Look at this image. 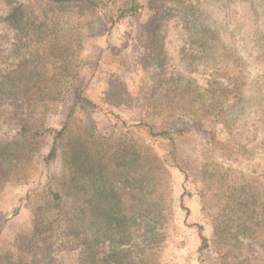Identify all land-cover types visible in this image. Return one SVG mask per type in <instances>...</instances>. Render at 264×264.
<instances>
[{"label": "rangeland", "instance_id": "rangeland-1", "mask_svg": "<svg viewBox=\"0 0 264 264\" xmlns=\"http://www.w3.org/2000/svg\"><path fill=\"white\" fill-rule=\"evenodd\" d=\"M137 1L0 0V264H264V0Z\"/></svg>", "mask_w": 264, "mask_h": 264}, {"label": "trees", "instance_id": "trees-1", "mask_svg": "<svg viewBox=\"0 0 264 264\" xmlns=\"http://www.w3.org/2000/svg\"><path fill=\"white\" fill-rule=\"evenodd\" d=\"M49 1H52V2H67V1H75V0H49ZM139 6H140V4L138 3L137 0H127L125 6L120 9V14H121V16H125L126 14L133 15L137 11ZM139 125L141 126L142 123H140ZM143 125L147 126L146 124H143ZM149 132H150V135L153 136V137L162 135V136H165L167 138L173 139V133H171L169 131L157 132V131L152 130V128L150 127L149 128ZM61 133H62V131H60L58 133V135H60ZM54 152H55V147L53 146V148H52V150H51V152L49 154V157H51L54 154ZM72 153L73 154L70 155V157H69V162H76L77 163V161L80 160L79 151L77 149H74L72 151ZM83 153H84V157H82V159H81V166L80 165L77 166V172H78V168L79 167H81L82 170L84 172H86V174H90V172H96L97 171L96 167L91 165V163L92 164H100V165L102 164V160L101 159H97V163H94V161H93V160H95L94 158H96V155H97L96 150L85 148L83 150ZM27 154H29V152L28 153L27 152L26 153H22L21 155H23L25 157V156H28ZM20 156H19V158H15V159L20 160L21 159ZM85 164L89 165L90 167L88 169H86V166H84ZM76 174L77 173L75 171L74 176L71 177L72 180L75 179ZM48 190H49V192H50V194L52 196V200L56 203L61 198V194L59 192L53 191L52 184H51L50 181H49V184H48ZM203 239L205 240V237H203ZM28 246L29 245H27V248H28L27 250L28 251L31 252L32 250H34V247L31 248L30 246L29 247ZM25 248L26 247H24L23 251H26ZM14 258L17 259V260H15ZM1 259H2L1 263L5 262V264H30V262L28 260H25V257H22V256L18 257L16 255H14L13 257L8 258V259H4V258H1Z\"/></svg>", "mask_w": 264, "mask_h": 264}]
</instances>
